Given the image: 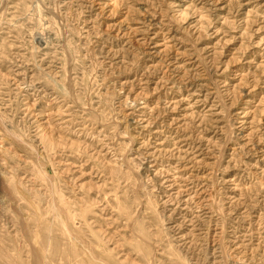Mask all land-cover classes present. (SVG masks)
Returning <instances> with one entry per match:
<instances>
[{"label":"rangeland","instance_id":"374dc122","mask_svg":"<svg viewBox=\"0 0 264 264\" xmlns=\"http://www.w3.org/2000/svg\"><path fill=\"white\" fill-rule=\"evenodd\" d=\"M0 264H264V0H0Z\"/></svg>","mask_w":264,"mask_h":264}]
</instances>
